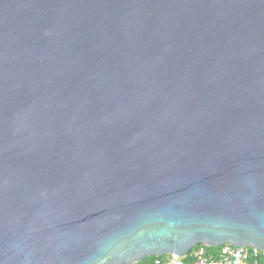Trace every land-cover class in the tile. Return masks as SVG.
I'll use <instances>...</instances> for the list:
<instances>
[{"label": "water", "instance_id": "water-1", "mask_svg": "<svg viewBox=\"0 0 264 264\" xmlns=\"http://www.w3.org/2000/svg\"><path fill=\"white\" fill-rule=\"evenodd\" d=\"M264 254V0H0V264Z\"/></svg>", "mask_w": 264, "mask_h": 264}, {"label": "built area", "instance_id": "built-area-1", "mask_svg": "<svg viewBox=\"0 0 264 264\" xmlns=\"http://www.w3.org/2000/svg\"><path fill=\"white\" fill-rule=\"evenodd\" d=\"M189 254L191 260L188 262L184 261L185 256L169 254L155 257L153 264H259L263 253L257 248L223 244L216 260H208L201 246L194 247Z\"/></svg>", "mask_w": 264, "mask_h": 264}, {"label": "trees", "instance_id": "trees-1", "mask_svg": "<svg viewBox=\"0 0 264 264\" xmlns=\"http://www.w3.org/2000/svg\"><path fill=\"white\" fill-rule=\"evenodd\" d=\"M201 246L204 248V253L205 256L208 260H216L218 255H219V250L220 247L218 248H213V247H207L204 245L199 244L198 247ZM157 257V256H150L148 258H145L139 262H136L134 264H153V259ZM191 260V254H188L187 256H185L184 261H190ZM259 264H264V254L261 255V257L259 258Z\"/></svg>", "mask_w": 264, "mask_h": 264}]
</instances>
